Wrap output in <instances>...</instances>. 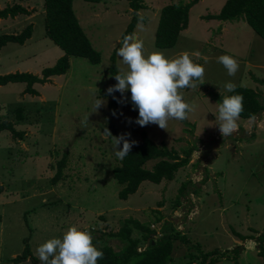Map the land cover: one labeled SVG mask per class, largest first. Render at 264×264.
Masks as SVG:
<instances>
[{"label": "rangeland", "instance_id": "374dc122", "mask_svg": "<svg viewBox=\"0 0 264 264\" xmlns=\"http://www.w3.org/2000/svg\"><path fill=\"white\" fill-rule=\"evenodd\" d=\"M192 0H144L145 8L134 11L130 0H73L79 21L102 54L100 63L83 57L70 58L66 74L37 83L38 95L25 93V83L0 85V120L11 121L25 136L0 132V264H36L28 257L19 263L11 259L30 244L32 253L45 240L62 237L76 226L91 234L94 246L110 244L116 250L126 242L118 232L127 218H135L155 230L157 240L175 231L188 237L174 240L168 264H195L201 251L233 253L241 246V264H264L256 239L264 233V109L251 117L237 119L233 134L223 137L216 125L219 101L211 94H228L223 85L231 81L259 95L264 105V38L241 17L235 21L208 19L219 13L226 0H199L190 10L187 29L171 48L156 46V33L163 6L188 4ZM45 0H0V9L15 3L31 14L0 18L1 33H19L34 24L24 44L9 42L0 53V74L29 71L40 74L63 55V50L46 34ZM141 17L133 34L143 44L145 55L159 51L175 58L187 52L194 63L204 67L203 81L193 88L178 89L191 111L184 120L170 119L167 129L154 123H130L138 111L125 93L118 114L111 115L107 93L113 85L111 55L121 46L123 32L133 15ZM198 52L196 56L193 53ZM234 57L238 69L228 76L218 56ZM206 59V62H205ZM117 68L127 66L117 55ZM202 83V84H201ZM120 97L119 92L114 93ZM102 104L95 109V101ZM24 109L20 119L16 108ZM105 129L111 134L105 136ZM171 152L169 162L186 163L161 183L143 181L127 199L119 196L122 185L114 177L120 164L114 155V137L142 142V132ZM114 136V137H113ZM67 162L55 181L58 165ZM157 160L146 166L152 168ZM145 232V231H144ZM133 230V237H143ZM235 233L253 236L241 240ZM149 244L141 240L139 249ZM264 245V244H263ZM231 251V252H230ZM36 256V255H35ZM260 258V259H259ZM217 264H233L223 259Z\"/></svg>", "mask_w": 264, "mask_h": 264}, {"label": "trees", "instance_id": "16d2710c", "mask_svg": "<svg viewBox=\"0 0 264 264\" xmlns=\"http://www.w3.org/2000/svg\"><path fill=\"white\" fill-rule=\"evenodd\" d=\"M88 2L98 3L100 0H86ZM199 0H192L188 4L170 3L162 7L160 19L156 33V46L159 48L174 47L179 40L181 32L187 29L190 20V8ZM130 7L134 11H139L145 8L144 0H130ZM45 27L46 34L56 43L62 50L63 55L52 65L42 69L41 75L29 71H16L6 74H0V85H5L10 82L25 83V93L38 95L39 91L35 85L44 83L56 75L66 74L70 68V58L73 56L83 57L91 63H100L102 59L101 52L95 48L91 42L87 32L82 27L77 14L73 8V0H45ZM32 10L27 9L19 3L8 5L0 9V18L14 17L19 14H31ZM244 17L250 25L264 38V0H226L221 7L219 13H209L205 16L208 19H221L227 21H235ZM141 20L136 13L133 15L128 27L122 35L121 42L126 35L134 34L137 24ZM34 30V24H28L19 33H1L0 34V53L2 48L9 42H17L24 44L31 38ZM119 48V47H118ZM117 48V49H118ZM117 49L111 55L110 73L113 78V84L116 83L114 75L120 72L117 68ZM239 94L242 96L243 110L240 113L241 117L247 118L256 115L264 109V105L259 100L253 90L244 86H237L234 92H229L225 95ZM216 100L220 101L224 94L215 92L211 94ZM111 115L118 114L117 100L110 101ZM17 115L23 119L24 109L16 108ZM9 130L14 137L23 138L26 134L24 130H17L14 124L9 120H0V132ZM142 142L133 145L130 153L120 160V164L114 168V177L122 185L119 196L122 199H127L131 194L135 193L143 181H151L156 184L162 182L163 179H171L174 175V170L186 163L187 160L180 163L169 162L165 155L171 152L165 147L157 144L146 131H143ZM150 160H157L152 168L146 166ZM67 159L58 165V172L55 175V181L61 178L62 169L65 167ZM139 229L145 231L143 237H133V230ZM155 230L151 229L144 223H141L135 218H127L118 232L112 233L119 239L126 242V245L120 250H116L110 244H101L97 247L104 255L99 258L97 264H168L172 260L174 249V240L182 237L175 231L165 232L161 237L154 241L152 235ZM241 240L254 238L253 236H245L240 233H235ZM148 240L149 244L145 249L140 250L141 240ZM258 247V255L264 258V233L256 239ZM24 252L13 257V262L19 263L30 257L33 263L39 264L37 256H35L30 248L28 239ZM196 248L201 251V256L193 254L198 261L195 264H217L223 259L232 260L233 264H241L243 248L241 246L234 248L233 253L229 255V251H222L219 248L213 251H203L201 244H195ZM231 252V251H230ZM260 259V258H259Z\"/></svg>", "mask_w": 264, "mask_h": 264}, {"label": "clouds", "instance_id": "9594fccd", "mask_svg": "<svg viewBox=\"0 0 264 264\" xmlns=\"http://www.w3.org/2000/svg\"><path fill=\"white\" fill-rule=\"evenodd\" d=\"M117 55L127 66V70L114 75L116 83L107 88V93L117 103L121 102L125 93H130L131 104L138 111L134 121L129 118L130 123L139 126L154 123L167 129L170 119L187 118L191 109L178 93V89L193 88L197 81H203L204 67L201 64L194 63L187 52L175 58L166 57L159 51L145 55L142 42L132 34L123 38ZM193 55L200 54L196 52ZM217 61L226 69L228 76L236 73L238 63L234 57L222 54ZM223 87L226 92H234L235 89L231 81H226ZM117 92L121 94L120 97L113 95ZM242 100L241 95L234 94L224 95L219 101L214 115L223 137L233 134L237 128V119L243 110ZM102 102V98L96 100L95 109ZM105 133V136L111 134L107 129ZM127 135L113 136V152L119 159L130 153L135 143L127 139ZM35 255L39 264H97L104 253L93 245L88 231L70 226L62 237H53L40 243L35 249Z\"/></svg>", "mask_w": 264, "mask_h": 264}]
</instances>
